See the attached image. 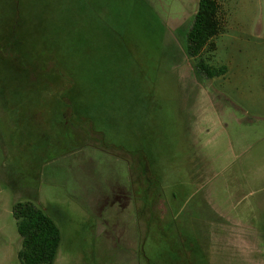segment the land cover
<instances>
[{"label": "rangeland", "instance_id": "rangeland-1", "mask_svg": "<svg viewBox=\"0 0 264 264\" xmlns=\"http://www.w3.org/2000/svg\"><path fill=\"white\" fill-rule=\"evenodd\" d=\"M218 1L193 58L199 0H0L4 100L32 129L16 151L1 99L0 264H20L25 201L61 230L54 264H139L146 234L159 264L187 232L210 264H264V0Z\"/></svg>", "mask_w": 264, "mask_h": 264}, {"label": "trees", "instance_id": "trees-1", "mask_svg": "<svg viewBox=\"0 0 264 264\" xmlns=\"http://www.w3.org/2000/svg\"><path fill=\"white\" fill-rule=\"evenodd\" d=\"M16 7V4L8 5L5 8L6 13L4 12L3 15L14 12L13 8H15L16 13ZM8 9L12 12H7ZM222 30L221 3L218 0H199L197 12L194 15L193 23L187 34V55L197 58L206 48L215 50L216 44L214 39ZM196 68L208 78L223 76L228 70L225 65L215 67L207 63L204 59H198ZM5 72L6 70L0 69V85L3 87L0 91V103L1 99L4 100L7 91L3 84L7 79ZM7 104V100H4V103L3 101L1 103V107L9 112L12 111L20 115L29 113L26 110L20 112L18 106L10 107ZM54 122H52L53 127L55 126ZM30 126L28 124L29 134L32 131ZM13 216L21 238V248L18 251L20 264H54L61 243V230L54 219L31 201L16 202L13 206ZM166 222L165 220L164 226L168 228V222ZM181 233L183 235V232ZM148 238L149 235L146 234L142 243L143 250L140 256L141 259L143 258L141 261H144V258H146L148 261L147 264H153V260L155 259L150 261L144 250L145 239L147 240ZM175 238L178 239L177 237ZM166 248L161 250L162 253L160 255L158 254L161 256L158 257L159 264H210L209 257L203 251L199 241L194 235H190L188 232L185 240L181 244L175 241L172 248ZM141 261L139 264L142 263Z\"/></svg>", "mask_w": 264, "mask_h": 264}, {"label": "flooded vegetation", "instance_id": "flooded-vegetation-1", "mask_svg": "<svg viewBox=\"0 0 264 264\" xmlns=\"http://www.w3.org/2000/svg\"><path fill=\"white\" fill-rule=\"evenodd\" d=\"M3 110V108H2ZM2 115L5 117H3V119H5V124H6V129L8 127V129L10 130V134L14 135L16 138V146L15 149L16 151L18 150V147L21 146V144L24 142L25 138L27 135H29V128L28 125L24 122V116L20 115V114H16L12 111H7V110H3ZM20 115V116H19ZM21 117V118H20ZM139 169V168H138ZM145 175L146 174V167L145 169L138 174L139 177H141V175ZM145 179L148 180V186L144 189L142 188V185L139 184L141 191H140V197L138 198L139 200H142L144 203V206H146L149 211H150V215L149 217L152 216V210H153V206L156 204V202L158 201V197H154L153 193L150 194V189L151 187V183L149 182V179L146 177ZM139 181V178H138ZM153 192H155L153 190ZM136 197V196H135ZM143 250V248H142Z\"/></svg>", "mask_w": 264, "mask_h": 264}]
</instances>
